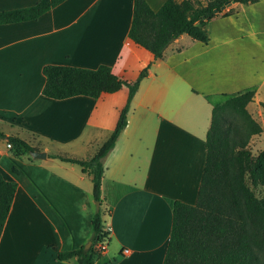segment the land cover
Here are the masks:
<instances>
[{"label":"crops","instance_id":"obj_1","mask_svg":"<svg viewBox=\"0 0 264 264\" xmlns=\"http://www.w3.org/2000/svg\"><path fill=\"white\" fill-rule=\"evenodd\" d=\"M38 1L0 0V10ZM165 1L147 0L154 10ZM232 6L239 9L208 22L207 43L184 33L161 58L129 37L134 0H64L38 18L0 23V130L47 153H16L0 139V171L18 184L0 235V264H79L58 253L91 241L93 181L79 164L50 154L91 158L128 99L127 86L99 97H49L46 64H107L127 80L148 67L128 123L104 158L110 239L97 263L163 264L172 203L198 199L209 97L254 87L255 102L264 101V0Z\"/></svg>","mask_w":264,"mask_h":264},{"label":"trees","instance_id":"obj_2","mask_svg":"<svg viewBox=\"0 0 264 264\" xmlns=\"http://www.w3.org/2000/svg\"><path fill=\"white\" fill-rule=\"evenodd\" d=\"M63 1L39 0L33 5L0 10V23L38 18ZM229 1L232 0H166L154 10L147 0H134L129 37L152 52L154 58L163 57L171 39L184 33L207 43L210 39L208 22L239 9L238 6L222 8ZM233 1L245 5L258 0ZM43 72L46 77L43 93L57 99L79 94L99 97L123 86L129 88L127 102L114 130L91 158L50 154L79 164L91 176L94 198L100 201V208L92 218L91 245L59 251L58 258L77 257L79 264H99L97 260L102 253L96 244L110 239L106 219L110 212L102 203L104 158L128 123L132 100L141 80L148 74V67L134 80L120 77L107 64L96 68L46 64ZM255 94L256 89L252 87L223 93L217 99L209 97L213 104L212 118L206 136L207 158L198 199L194 204L172 203V230L163 264H264V192L254 188L264 187V148L254 156L245 150L251 135L262 131L247 108ZM261 104L264 106V102ZM230 115L238 116L239 121L229 118ZM1 138L12 143L11 149L16 153L37 149L24 139L0 130ZM17 186L15 180L6 179L0 171V235Z\"/></svg>","mask_w":264,"mask_h":264},{"label":"rangeland","instance_id":"obj_3","mask_svg":"<svg viewBox=\"0 0 264 264\" xmlns=\"http://www.w3.org/2000/svg\"><path fill=\"white\" fill-rule=\"evenodd\" d=\"M261 96L264 98V88L262 89L261 92ZM264 102V101H263ZM249 112L251 113V115L260 123V125L262 126V131L256 134H252L251 137L249 138L248 142L246 143L245 146V150L247 153H249L250 155L254 156L256 155L261 149L264 148V106L261 104H258L257 102H255V100H253L249 106H247ZM257 108H259L262 112L260 113L259 111H257ZM230 117H234V120L239 121V117L238 116H232L230 115ZM252 185V184H251ZM253 186V185H252ZM254 187V186H253ZM258 192H264V187L263 185H259L257 188L254 187ZM95 207L96 209L100 208V203L99 202H95ZM105 210H108V206L105 207Z\"/></svg>","mask_w":264,"mask_h":264},{"label":"water","instance_id":"obj_4","mask_svg":"<svg viewBox=\"0 0 264 264\" xmlns=\"http://www.w3.org/2000/svg\"><path fill=\"white\" fill-rule=\"evenodd\" d=\"M235 3V1H229L227 3H225L222 8H229L230 6H232L233 4ZM219 9L216 8V11H218ZM174 40V37L171 39V42ZM31 154L35 157H46L47 153L45 151H40V150H32L31 151ZM97 202L100 203L99 200H97ZM98 209V208H97ZM91 245V241H89L87 244H86V247H89Z\"/></svg>","mask_w":264,"mask_h":264},{"label":"built area","instance_id":"obj_5","mask_svg":"<svg viewBox=\"0 0 264 264\" xmlns=\"http://www.w3.org/2000/svg\"><path fill=\"white\" fill-rule=\"evenodd\" d=\"M7 146L9 147V148H11L12 147V143H10L9 141H7ZM96 247H97V249L99 250V251H101V253H103L105 250H106V248H107V242H98L97 244H96Z\"/></svg>","mask_w":264,"mask_h":264}]
</instances>
